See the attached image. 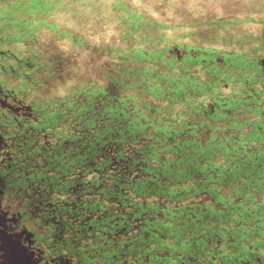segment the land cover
I'll list each match as a JSON object with an SVG mask.
<instances>
[{"label": "flooded vegetation", "instance_id": "flooded-vegetation-1", "mask_svg": "<svg viewBox=\"0 0 264 264\" xmlns=\"http://www.w3.org/2000/svg\"><path fill=\"white\" fill-rule=\"evenodd\" d=\"M51 49L46 55L33 38L0 31V264H264V191L236 181L245 176L240 173L264 170L261 159L252 154L236 169L204 177L203 168L198 176L188 168L192 175L183 183L159 178L142 193L110 183L117 174L112 169H101L106 183H95L94 171L78 165L77 141H63L64 125L44 127L51 103L77 89L60 97L26 96L60 71L61 54ZM248 57L264 67V58ZM141 91L136 105L145 113L153 112L145 103L160 107ZM210 133L218 130L206 128L199 136L207 143ZM104 189H121L122 198L105 196Z\"/></svg>", "mask_w": 264, "mask_h": 264}, {"label": "trees", "instance_id": "trees-1", "mask_svg": "<svg viewBox=\"0 0 264 264\" xmlns=\"http://www.w3.org/2000/svg\"><path fill=\"white\" fill-rule=\"evenodd\" d=\"M74 3L77 0L67 5L63 0H0V31L14 38H34L39 27H55L42 18L44 13L57 4L64 12ZM168 50L165 45L151 51H134L133 61L149 64L138 68L136 86L142 95L163 105L145 103L147 110H153L150 114L136 105L141 97L117 96L102 88L91 92L81 88L51 103L52 109L44 114V127L62 123L63 141H77L78 165L94 171L95 183L103 180L101 169H112L117 174H111L110 183L128 184L132 186L128 190L142 193L150 181L159 178L183 183L192 175L185 172L188 168L197 176L196 170L203 168L200 177H204L236 169L252 154H256L254 161L261 159L264 163L263 61L244 53H223L199 46L188 45L181 54L172 49L169 55ZM174 106L178 109L171 115ZM199 117L202 121L195 123ZM206 128L218 130L216 135L210 133L207 143L199 136ZM217 155L220 161L214 160ZM240 174L245 175L236 180L241 185L244 182L248 189L254 186L264 191L263 169L257 174ZM103 191L105 196L122 198L121 189ZM243 193L238 196H245ZM77 207L92 212L90 206ZM74 208L70 204L64 207L72 212ZM132 208L141 211L139 205ZM100 252L109 259L104 249Z\"/></svg>", "mask_w": 264, "mask_h": 264}, {"label": "rangeland", "instance_id": "rangeland-1", "mask_svg": "<svg viewBox=\"0 0 264 264\" xmlns=\"http://www.w3.org/2000/svg\"><path fill=\"white\" fill-rule=\"evenodd\" d=\"M61 7L42 15L55 27H39L33 38L46 55L59 50L60 71L28 99L81 88L138 96V68L149 66L132 60L138 48L167 45L171 55L170 50L181 54L190 45L264 58V0H77L64 12Z\"/></svg>", "mask_w": 264, "mask_h": 264}]
</instances>
